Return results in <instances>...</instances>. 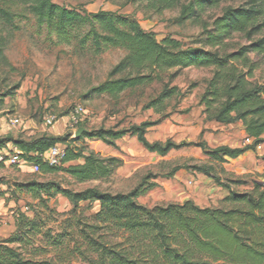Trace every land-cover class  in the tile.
I'll return each mask as SVG.
<instances>
[{
    "label": "trees",
    "instance_id": "1",
    "mask_svg": "<svg viewBox=\"0 0 264 264\" xmlns=\"http://www.w3.org/2000/svg\"><path fill=\"white\" fill-rule=\"evenodd\" d=\"M224 1L188 0V4H182V0H128L155 13L181 6L183 20L203 22L200 46L189 47L172 37L159 40L133 17L117 12L89 13L53 0L0 3V23L6 27L0 29V66H10L5 55L9 36L1 30H18L17 20L30 14L60 45L76 44L93 55L109 49L124 50L126 55L112 68L108 79L92 88L89 95L121 102L138 93V108L161 116L156 121L128 126L120 122L109 128L86 129L74 138L71 134L0 138L1 149L8 144L18 148L22 159L39 165V173L62 174L72 181L67 187L56 180L15 183L12 195L24 194L36 203L27 204L32 217L19 211L15 232L8 238L0 237V264H74V259L83 264H264V181L254 182L251 190L236 191L231 185L246 183L232 179L222 183L213 164L176 166L167 174L171 178L182 170H191L212 178L228 191L216 207H201L190 199L154 207L142 205L139 197L157 186L151 182L156 176L150 175L127 192L100 186L71 187L107 182L124 164L119 157H104L91 149L88 141L116 147L118 141L132 136L148 152L161 157L195 147L217 164L237 160L264 144V83L251 82L260 68V62L251 55L264 58V0L224 8L211 25L203 21L207 10L219 9ZM238 34L249 43L231 48V40ZM259 35L262 37L255 39ZM192 68L212 69L199 102L205 120L224 126L241 123L252 145L212 148L202 136L200 141L189 143L148 140L149 131L177 112L178 104L186 98L187 93L172 84L184 70ZM155 84L161 88L146 98L147 89ZM19 88L17 85L7 96ZM57 145L64 147V155L59 166H50L41 155ZM59 195L70 201V211L59 213L52 206ZM0 196H4L1 191ZM83 203H98L100 209L86 217Z\"/></svg>",
    "mask_w": 264,
    "mask_h": 264
},
{
    "label": "rangeland",
    "instance_id": "2",
    "mask_svg": "<svg viewBox=\"0 0 264 264\" xmlns=\"http://www.w3.org/2000/svg\"><path fill=\"white\" fill-rule=\"evenodd\" d=\"M68 8L84 9L89 13L99 11L117 12L131 16L141 27L153 32L159 40L172 37L185 46H200L203 22L181 18V6L176 9L155 13L141 5L128 3V0H53ZM250 0H225L219 9L207 10L203 21L211 25L213 20L222 14L227 7L246 5ZM3 0H0L2 3ZM188 4V0H182ZM18 30L3 31L9 36V44L5 55L10 66H0V138L8 132L20 133L26 139H32L43 134L64 136L71 134L73 138L79 128L91 130L105 126L112 127L117 123L122 126L138 124L145 120L156 121L161 116L153 110L142 111L138 108V93L116 101L108 96L89 95L92 88L108 79L109 72L126 55L124 50L109 49L100 55H93L88 50H80L76 44H58L54 36H49L46 28H40L35 18L27 14V18L17 20ZM0 23V29H5ZM262 35L255 39L261 38ZM249 42L243 35H235L231 40V48L247 45ZM260 62V68L251 79L253 83H264V58L251 55ZM212 76V69H186L173 82L187 93L186 98L177 106V112L152 128L147 134L150 142L173 140L176 143L207 141L212 148L228 145L230 147H246L253 140L245 134L241 123L220 125L208 122L202 115L203 108L199 106L200 96L204 92L207 81ZM20 88L14 95L7 96ZM161 87L155 84L147 89V98ZM81 107L83 112L77 121L71 120L74 111ZM47 115H56L57 121L49 126L45 122ZM12 117L20 118L17 126L10 123ZM91 149L102 156H116L124 164L115 176L107 182H92L85 185H73V189L100 186L112 192H127L137 187L146 176H156L151 182L157 183L155 188L140 196L138 202L148 207L182 203L193 200L201 207L220 206L228 191L219 186L209 176L182 170L173 177L167 174L176 166H201L213 164L216 175L222 183L227 179L244 181L246 184L231 185L236 191L251 190L256 181H264V144L256 151H249L237 160H229L225 164L211 163L199 148L190 147L173 151L166 157L148 152L136 137L127 136L117 142L116 147H109L101 141H88ZM0 179L4 185L0 191V237L8 238L16 230V215L19 211L32 217L28 203H36L30 196L24 194L12 195L17 182L37 180L40 182L56 180L63 182L64 187L72 183L62 174L45 176L36 173L28 163L24 167L5 165L0 167ZM65 180V181H64ZM52 206L65 213L72 209L70 201L59 195L52 201ZM86 217L94 216L100 209L99 204H81ZM74 264H83L74 259Z\"/></svg>",
    "mask_w": 264,
    "mask_h": 264
},
{
    "label": "built area",
    "instance_id": "3",
    "mask_svg": "<svg viewBox=\"0 0 264 264\" xmlns=\"http://www.w3.org/2000/svg\"><path fill=\"white\" fill-rule=\"evenodd\" d=\"M83 112V109L81 107H78L74 113L71 115V120L72 121H77V117ZM57 116L56 115H47L45 117V122L47 125L52 126L56 123L57 121ZM21 122L20 118L18 117H12L10 119V123L13 126L19 125ZM257 148H261V145L258 146ZM64 147L57 145L50 149L47 153L41 155V158L49 163L50 166H59L62 161V157L64 155ZM20 150L18 148H13L12 150H6V151H1L0 152V164L2 165H10V166H18V167H23L24 165H27L30 162L25 161L20 157ZM33 166V169L36 173L40 172V168L38 164L35 163H30Z\"/></svg>",
    "mask_w": 264,
    "mask_h": 264
},
{
    "label": "crops",
    "instance_id": "4",
    "mask_svg": "<svg viewBox=\"0 0 264 264\" xmlns=\"http://www.w3.org/2000/svg\"><path fill=\"white\" fill-rule=\"evenodd\" d=\"M26 131H20V133H15V132H12V133H10V132H8V134H5L3 137H6V136H8V135H12V136H14V137H18L19 135H22V136H24L23 134L25 133ZM3 137H1V138H3ZM13 148H15L13 145H11V144H8L7 145V147L6 148H0V152L1 151H6V150H12ZM241 158V157H240ZM24 167V166H23Z\"/></svg>",
    "mask_w": 264,
    "mask_h": 264
},
{
    "label": "water",
    "instance_id": "5",
    "mask_svg": "<svg viewBox=\"0 0 264 264\" xmlns=\"http://www.w3.org/2000/svg\"><path fill=\"white\" fill-rule=\"evenodd\" d=\"M87 130L83 127L79 128L78 131L75 134V137H80L84 132H86Z\"/></svg>",
    "mask_w": 264,
    "mask_h": 264
}]
</instances>
